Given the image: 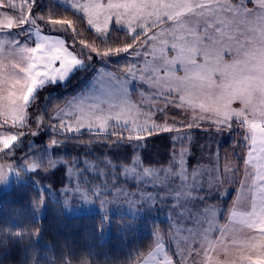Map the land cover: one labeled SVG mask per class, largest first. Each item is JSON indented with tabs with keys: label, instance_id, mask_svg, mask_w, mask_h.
Listing matches in <instances>:
<instances>
[{
	"label": "snow or ice",
	"instance_id": "1",
	"mask_svg": "<svg viewBox=\"0 0 264 264\" xmlns=\"http://www.w3.org/2000/svg\"><path fill=\"white\" fill-rule=\"evenodd\" d=\"M34 3L35 0H0V32L30 21L36 26L32 16ZM72 3L88 16V25L99 36H107L109 21L126 30L130 42L119 45L101 48L95 41L79 42L99 57L128 53L132 62L116 72L122 73L125 80L131 77L147 84L149 95L146 105L143 94L141 103L130 102L127 91L120 88V77L115 76V83L102 91L106 97L119 93V105L97 97L89 104L87 115L77 117L75 128L63 122L60 128L79 132L87 127L92 132L95 127L97 134L115 135V145L131 144L134 149L142 147L139 142L150 136L180 133L185 128L200 129L204 124L208 127L203 130L209 133L213 129L231 130L234 125L246 130L243 140L247 152L240 157L243 179L237 176L239 168H225L217 175L215 165L205 170L198 167L189 173L185 166L187 149L183 147L186 135L172 137L173 143L179 142L181 147L178 153L174 150L167 168H142L137 172L134 165L125 171L126 176L130 172L141 184L148 182L153 187L159 184L166 188L174 195L177 209L176 220L170 226L174 232L171 235L153 232L152 242L131 264H264V54L258 58L253 47L258 30L264 36V0H241L238 4L232 0H92L85 4L72 0ZM89 13H95L96 19ZM101 13L105 16L103 26L98 23ZM39 19L77 31L74 22L67 18L41 16ZM5 45L18 52L23 63H13L11 71L0 65V128L9 120L13 127L17 123L24 125L35 90L49 81H63L83 63L63 39L39 33L32 47H18L17 41H0V50ZM101 76L113 74L105 71ZM83 103L80 101L78 107ZM234 103L239 106L233 107ZM104 104H108L106 114ZM170 109L184 113L183 122L173 117L171 121L157 123L154 117L167 116ZM138 116L145 117L144 124L136 123ZM177 123L181 126L177 127ZM109 126L119 131L107 132ZM20 135L0 138V154L6 155ZM50 143L60 141L55 139ZM4 155H0V184H6L10 174L21 175ZM50 166H54L51 159L47 163L25 162V169L33 172L47 171ZM229 171L231 180L227 176ZM225 183L238 184L239 189L247 190L250 195L241 197L238 192L237 199L223 210L205 203L206 197L198 195L206 188L208 192H220ZM73 191L88 200V193L79 186ZM93 194L97 198L104 195L99 190H93ZM120 194L128 195L118 190L117 195ZM140 198L155 199L147 190ZM42 202L41 199L37 207ZM64 203L67 205L68 201ZM64 264L73 261L69 259ZM80 264L90 262L82 260Z\"/></svg>",
	"mask_w": 264,
	"mask_h": 264
},
{
	"label": "trees",
	"instance_id": "2",
	"mask_svg": "<svg viewBox=\"0 0 264 264\" xmlns=\"http://www.w3.org/2000/svg\"><path fill=\"white\" fill-rule=\"evenodd\" d=\"M32 16L36 26L44 32L57 33L71 41L83 63L66 82H50L38 89L28 105L27 122L17 126L25 129V133L18 144L6 150V155L0 154L23 175V179L14 180L11 187L0 189V264H64L69 259L73 264H80L82 260H89L90 264H131L152 242L153 232L163 228L162 234H170L168 221L148 222L132 215L108 216L102 211L69 214L59 201L50 197L46 185L51 184L57 189L66 185L68 164L75 160L79 162L80 174L88 175L95 185L103 183L105 176L112 172L121 174L136 155L143 165L166 167L177 143H173L172 133L165 132L140 141L142 147L134 149L131 144L115 145L117 137H106L104 132L97 134L94 130H83L68 134L53 130V114L88 84L100 66L116 72L132 58L128 53L99 57L79 41H95L103 48L130 42L131 38L125 29H119L115 24L106 38L101 37L88 25L82 13L54 0H35ZM41 16L70 19L77 31L73 32L65 25L49 24L46 19H39ZM170 116L171 119L174 116L184 118V113L170 109L167 116L157 115L163 122L164 118L169 121ZM42 125L44 129L41 130ZM117 131L119 129L107 132ZM124 135L128 133L124 132ZM67 137L71 139L64 140ZM55 138L60 143L53 147V154L64 156L66 162L50 166L47 171L26 172L23 164L48 152V144ZM243 149L247 150L245 145ZM49 160L44 159L43 163ZM34 178H38L44 188L37 185ZM41 199L43 202L37 207ZM17 232L23 235H16Z\"/></svg>",
	"mask_w": 264,
	"mask_h": 264
},
{
	"label": "rangeland",
	"instance_id": "3",
	"mask_svg": "<svg viewBox=\"0 0 264 264\" xmlns=\"http://www.w3.org/2000/svg\"><path fill=\"white\" fill-rule=\"evenodd\" d=\"M54 1L63 4L65 6H68L70 8H73L84 15L83 12H81L77 7L74 6L72 0H54ZM90 2H92V0H79V3L81 4L90 3ZM232 2L234 4H238L241 2V0H232ZM248 7H251V4H249ZM89 15L94 20L96 19L95 13H89ZM85 17L88 20V16ZM104 19L105 16L104 14L101 13L98 21L100 26H103ZM114 24L115 23L112 24V22L109 21V32L111 31ZM115 25L119 29H124L122 26L118 24ZM93 29L95 30V28ZM109 32L107 33V36ZM37 33H39L40 35L50 37L52 39H63L65 43L69 45L70 49L73 52H76L73 43L67 40L64 36H60V34L57 33H53V34L46 33L43 30H41L39 26L38 27L33 26L31 21L20 27L11 29L10 31L0 32V41H8V42L17 41L18 47H32L37 42ZM253 47L257 53L258 58L262 54H264V36L259 34V30H258L256 42L254 43ZM149 59L151 58L149 57ZM132 60L133 58L130 59L129 63L132 62ZM18 62L23 63V60L21 59V55L18 52L14 53L11 49L7 48V45H5L4 49L0 50V65H3L4 68L7 69V71H11L12 70L11 65L13 63H18ZM80 66H82V64L76 66L63 81L57 80L56 82H66L71 76V74ZM105 71L112 73L113 76L112 77L101 76V73ZM115 76L120 77V88L121 90L127 91L130 97V102L141 103L142 102L141 94H143L144 97L143 103L145 105L148 103L149 94L147 91L148 88L147 84L143 83L139 79L133 81L131 77L125 80L122 73H117L106 66H100L97 69L94 76L88 82V84L85 85L82 89L76 91L70 98L67 99V101H73V103L72 104L65 103L63 106L59 107L56 110V112L53 114L52 119L54 120L51 126L53 130L68 134H75V133H80L83 130H88L87 127H83L80 129L79 132L67 131L64 128H60L59 125L61 124V122H63V124L65 125L70 124L73 128H75L77 124V117L82 118L84 115H87L89 111L88 109L89 104L95 102V99L97 97H100L101 99H107L109 100L110 103L119 105L120 104L119 93H117L112 97H106L104 96L102 91V89L108 88L110 85L115 83L114 81ZM47 83H50V81ZM40 87H38L35 90L33 96ZM32 99L33 97L31 98V100ZM80 101H83L84 103L83 105L78 107ZM156 102L162 103L161 101H156ZM238 106H239L238 103L233 104V107H238ZM102 107L104 108V112L106 114L108 112V104H104L102 105ZM117 110L119 109H113V111H117ZM144 111L145 112L147 111V107L144 108ZM153 111L155 112V109H153ZM171 117L172 116L168 117L170 118L169 121H171ZM154 118L156 119L157 123H163V121L160 120L157 117V115ZM174 118L178 122H183L184 120V118L180 116L178 117L174 116ZM165 119L167 120V118H164V120ZM0 122H2V118H0ZM84 122L85 124H87L86 119ZM188 122H191L190 116ZM136 123L144 124L145 117L138 116L136 118ZM148 123H151V121H149ZM17 126H21V125L17 123ZM17 126L13 127L11 124V120H9V123L7 125H4L2 128H0V138L7 135H16L17 133H22V135L19 136L18 141L14 145L18 144L20 138L25 133V129H21V128L18 129ZM176 126L180 127L181 125L180 123H177ZM207 127L208 125L204 124L203 127L200 129L188 130L185 128L182 129L180 133L172 132L173 136H179V135L187 136V139L185 140L183 147L187 149V152L185 154V166L188 169V172L191 173L193 169L198 167L201 170H205L208 168H212L213 165H215L216 174L219 175L221 171L224 170L225 168H230V169L239 168V173L237 174V176L239 179H243L242 173L244 167L242 165L240 157L246 155L247 152V150L243 149V146L245 145V142L243 140V134H245L246 130L234 125L231 130L225 128L223 131L217 132L215 129H213L212 132L209 133L203 130ZM42 129H44L43 125L41 130ZM115 129L117 128L109 126L107 128V131L110 130L115 131ZM38 130L40 131L39 127ZM93 130L95 131V127L93 128ZM57 138L55 139L57 140ZM70 139H71L70 137H67L64 140H70ZM55 145L57 144L49 143L48 152L44 153L45 152L44 151L43 153H41V155H38V159H35V157H33L32 160L34 161L39 160L41 162H44V159L45 161H47L51 158L53 159L54 166H56L59 162L60 163L66 162V158L64 156L55 153L53 154V147ZM180 147L181 145L179 144V142H177V146L174 148V150L178 153ZM171 154L173 156V153ZM78 163L79 162L75 160L74 162L68 164L67 175L69 177V181L66 185L61 186L58 189L52 187L51 184L46 185L50 197L56 201H59L67 213L81 214L85 212L102 211L106 213L108 216H113L116 214L132 215L139 218H145L148 220V222L162 220V221H168L169 226L174 224L177 213V209L174 208V204L176 203L174 195H170L167 189L163 188V186L159 184L156 187H153V185L148 182H145L144 184L139 183L137 180L132 178L130 172L127 176L125 175V171L130 170L134 165L137 166V172H141L142 168L160 169V168H167L169 165L166 167L146 166L141 164L139 157L136 155L132 163L125 165L121 174H116V173L112 174L113 173L112 172L111 173L112 176H110L111 174L105 176L103 180L104 185L103 183L100 184L97 183V185H95L92 184V180H89L90 177L88 175L80 174L81 170L78 167L79 166ZM14 167L17 171L21 172L16 166ZM23 167L26 172L29 173L33 172V171H27L25 169V164H23ZM22 176H23L22 173L19 177L10 174L8 176V182L6 184H0V189L2 190L11 187L14 180L16 179L21 180L23 179ZM227 176L229 180L232 179L231 171L227 173ZM120 178L123 179L122 183L119 182ZM34 181L37 185L44 188L43 185H41V182L38 178L37 179L34 178ZM77 186H79L83 191H86L88 193L87 201L84 200L81 194L73 191ZM234 189H236V191ZM93 190H99L103 192L104 195L97 198L93 194ZM118 190H121L122 193H126L128 195H123V194L117 195ZM146 190L150 192L151 195L155 197V199L153 200L141 199L140 194L144 193ZM238 192L241 197L250 195V193H248L247 190H241L239 189L238 184L233 185L232 183L222 184V191L220 192H216L215 190H213L212 192H208L206 188L205 191H200L198 195L206 197L205 203L215 205L218 209L223 210L232 205L233 201L237 199ZM232 194L234 195L233 199H231V197L233 196ZM65 200L68 201L67 205H65L64 203ZM201 207H203V205H201ZM221 222H223V220H221ZM158 231L163 232V228H161V230ZM172 232H174V229L170 230L169 235H171ZM165 240H166L165 248L167 249L169 247V243L167 242L168 238L165 237Z\"/></svg>",
	"mask_w": 264,
	"mask_h": 264
}]
</instances>
